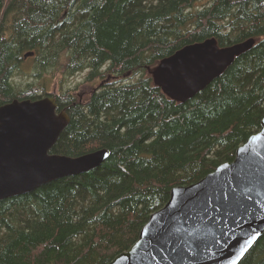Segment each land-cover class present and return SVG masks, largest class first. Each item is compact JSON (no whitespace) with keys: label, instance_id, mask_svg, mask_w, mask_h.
Masks as SVG:
<instances>
[{"label":"trees","instance_id":"1","mask_svg":"<svg viewBox=\"0 0 264 264\" xmlns=\"http://www.w3.org/2000/svg\"><path fill=\"white\" fill-rule=\"evenodd\" d=\"M200 1L0 0V105L48 95L39 93L51 71L113 78L85 101L72 90L55 95L71 122L52 153L111 155L92 171L1 200L0 264L112 261L175 187L234 161L261 130L264 0ZM210 37L221 46L257 42L194 98L172 100L148 67ZM19 71L36 80L20 87ZM240 264H264V235Z\"/></svg>","mask_w":264,"mask_h":264},{"label":"water","instance_id":"2","mask_svg":"<svg viewBox=\"0 0 264 264\" xmlns=\"http://www.w3.org/2000/svg\"><path fill=\"white\" fill-rule=\"evenodd\" d=\"M257 40L221 46L195 42L148 67L155 84L186 103L221 77ZM35 55L28 52L25 58ZM71 122L55 96L0 105V201L87 173L108 160L101 148L80 156L52 153ZM264 235V119L234 161L190 185L175 187L138 240L106 264H240Z\"/></svg>","mask_w":264,"mask_h":264},{"label":"rangeland","instance_id":"3","mask_svg":"<svg viewBox=\"0 0 264 264\" xmlns=\"http://www.w3.org/2000/svg\"><path fill=\"white\" fill-rule=\"evenodd\" d=\"M205 3H207V0H201L198 3V5H203ZM28 60H26L22 66L24 72L30 71L32 67V62ZM88 74L89 72H82L74 76L66 77L65 75H62L58 71L55 72L51 71L50 73L46 74L47 77L44 81L45 82L43 84L44 86L42 85L45 88V90L41 91V93L39 94L58 96L62 93L67 92L68 90H72L73 93L77 94L78 96H80L81 99L83 98L82 100L85 101L86 99L89 98L92 91H94L95 88H98L102 82L101 79H98L95 82H87L86 77ZM134 79L136 78L130 80H134ZM35 80H36L35 78L25 75L24 73H21V71H19L15 77V81L20 84V87H24V85H26L27 83L31 81L34 82ZM106 80L112 81L113 78L112 76H110Z\"/></svg>","mask_w":264,"mask_h":264},{"label":"flooded vegetation","instance_id":"4","mask_svg":"<svg viewBox=\"0 0 264 264\" xmlns=\"http://www.w3.org/2000/svg\"><path fill=\"white\" fill-rule=\"evenodd\" d=\"M105 81H107V80H105ZM105 81H102L101 84L99 85V87H100L101 85H103ZM99 87H98V88H99ZM96 89H97V88H95L94 91H95ZM92 92H93V91H92ZM91 94H92V93H91ZM82 99H83V98H82Z\"/></svg>","mask_w":264,"mask_h":264}]
</instances>
